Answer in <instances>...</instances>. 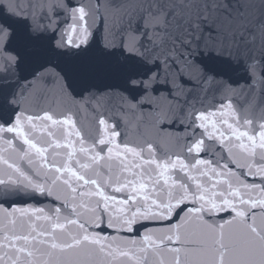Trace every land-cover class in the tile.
I'll use <instances>...</instances> for the list:
<instances>
[{"label": "snow or ice", "instance_id": "6c2138e0", "mask_svg": "<svg viewBox=\"0 0 264 264\" xmlns=\"http://www.w3.org/2000/svg\"><path fill=\"white\" fill-rule=\"evenodd\" d=\"M0 264H264V0L0 3Z\"/></svg>", "mask_w": 264, "mask_h": 264}, {"label": "water", "instance_id": "95a60500", "mask_svg": "<svg viewBox=\"0 0 264 264\" xmlns=\"http://www.w3.org/2000/svg\"><path fill=\"white\" fill-rule=\"evenodd\" d=\"M6 0H0V3H4ZM38 0H13L14 4H18L20 9L24 12H27L29 10V4H35ZM97 38L102 39L104 35V29L103 26L100 27V30L97 32ZM243 83V81H241ZM134 133V130H133Z\"/></svg>", "mask_w": 264, "mask_h": 264}]
</instances>
